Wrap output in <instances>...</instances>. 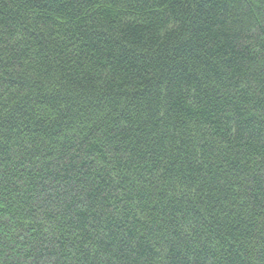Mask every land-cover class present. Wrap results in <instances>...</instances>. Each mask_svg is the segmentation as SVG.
<instances>
[{
  "label": "trees",
  "instance_id": "obj_1",
  "mask_svg": "<svg viewBox=\"0 0 264 264\" xmlns=\"http://www.w3.org/2000/svg\"><path fill=\"white\" fill-rule=\"evenodd\" d=\"M0 264H264V0H0Z\"/></svg>",
  "mask_w": 264,
  "mask_h": 264
}]
</instances>
